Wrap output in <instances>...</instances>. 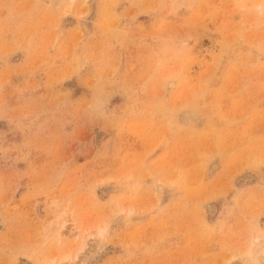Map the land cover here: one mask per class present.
<instances>
[{
    "label": "rangeland",
    "instance_id": "rangeland-1",
    "mask_svg": "<svg viewBox=\"0 0 264 264\" xmlns=\"http://www.w3.org/2000/svg\"><path fill=\"white\" fill-rule=\"evenodd\" d=\"M0 264H264V0H0Z\"/></svg>",
    "mask_w": 264,
    "mask_h": 264
}]
</instances>
